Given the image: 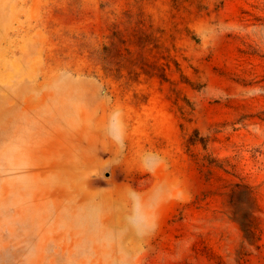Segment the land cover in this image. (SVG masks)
<instances>
[{
  "label": "rangeland",
  "instance_id": "1",
  "mask_svg": "<svg viewBox=\"0 0 264 264\" xmlns=\"http://www.w3.org/2000/svg\"><path fill=\"white\" fill-rule=\"evenodd\" d=\"M0 264H264V0H0Z\"/></svg>",
  "mask_w": 264,
  "mask_h": 264
}]
</instances>
